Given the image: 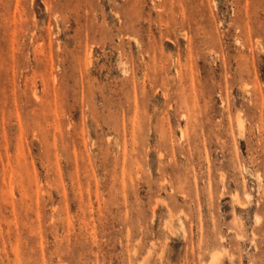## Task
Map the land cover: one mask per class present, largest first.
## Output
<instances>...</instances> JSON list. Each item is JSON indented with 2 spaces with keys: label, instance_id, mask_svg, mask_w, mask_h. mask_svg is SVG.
I'll list each match as a JSON object with an SVG mask.
<instances>
[{
  "label": "rangeland",
  "instance_id": "obj_1",
  "mask_svg": "<svg viewBox=\"0 0 264 264\" xmlns=\"http://www.w3.org/2000/svg\"><path fill=\"white\" fill-rule=\"evenodd\" d=\"M0 264H264V0H0Z\"/></svg>",
  "mask_w": 264,
  "mask_h": 264
}]
</instances>
